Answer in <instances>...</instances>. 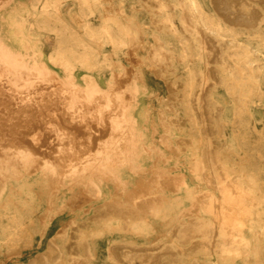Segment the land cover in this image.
<instances>
[{
  "label": "bare ground",
  "instance_id": "1",
  "mask_svg": "<svg viewBox=\"0 0 264 264\" xmlns=\"http://www.w3.org/2000/svg\"><path fill=\"white\" fill-rule=\"evenodd\" d=\"M63 1L0 0V206L20 219L45 202L49 221L78 208L45 252L12 264H92L104 236L108 264H264V189L243 147L254 142L225 135L214 92L224 87L247 129L264 94V0H137L149 31L123 0H76L74 27ZM85 10H99V28ZM36 30L55 34L51 53ZM98 41L141 48L166 99L153 106L140 62L112 60ZM32 221L13 226L29 236Z\"/></svg>",
  "mask_w": 264,
  "mask_h": 264
},
{
  "label": "rangeland",
  "instance_id": "2",
  "mask_svg": "<svg viewBox=\"0 0 264 264\" xmlns=\"http://www.w3.org/2000/svg\"><path fill=\"white\" fill-rule=\"evenodd\" d=\"M78 7L79 5L76 0H64L61 4V12L74 27H79L76 22L71 19L73 13L78 10ZM122 7L126 14L134 16V19L139 24H141L144 30L149 31L153 29V25L149 20L150 17L148 12L144 7L139 5L137 0H123ZM83 17H85L89 24L94 28H99L103 22L99 14V10H94L92 13L85 10ZM262 29L263 31L261 32H264V27H262ZM114 30L117 36L121 35L116 31V29ZM36 33H38L42 39L41 44L43 51L45 53H51L54 49L53 47L56 38L55 34L46 30H36ZM162 36L168 44L173 46L176 52L181 51L182 42L179 38L175 37L170 31L167 30L162 32ZM245 37V35H240L241 39H244ZM94 46L97 48V51L100 52V54L107 55L112 60L115 59L121 63L129 64L132 61L136 62V60H138V62H140L139 68L141 71H143L146 78V83L148 84L152 94L151 97L149 96V101L151 104L153 106H157L159 101L158 99H166V93L162 81L152 75L146 63L139 61V57L144 53L141 48H137L135 51H132L128 45H121L114 48L108 41H98V43H94ZM197 57L198 56L195 55L193 57V61L196 62L198 60ZM185 64L186 63L182 61L174 62V71L177 77L183 79L186 77ZM103 68L104 69L101 71V73L104 77H107L111 72V68L107 65H104ZM113 71H115V68ZM214 92L217 94V97L226 101L224 108L228 121L226 122V125L223 126L225 135L227 136L230 134L231 136H235L236 139L240 141L249 140L250 142H254L250 144H243V147H245V150L248 151L247 153L250 156L251 163L255 164L256 167L253 172L257 175L259 183L261 184L262 189H264V134L261 135V132L264 133V94L253 98L251 106H254L255 108V118L246 119V121L248 120L249 122L248 128L240 129L236 127L235 123L231 122L233 119L232 109L234 104L232 103V99L228 95V92L220 85H216ZM176 111L182 114V110L178 108V106ZM184 115L189 116V118L187 117V124L189 126L190 124L193 126V118H191V114L186 111ZM243 116L246 117V115ZM245 133L246 135H244ZM48 197L49 200L51 198L54 199L56 203L62 199L60 194H57L56 196L51 194ZM45 205L46 203L42 202L33 213H21V223L27 221L29 218L33 220L30 224L32 232L29 236H20V226H13V221L20 220L19 218H15V214L20 215L19 212L15 210H5L0 206V264H12L13 261L26 262L28 259L32 258V256H38L39 254L45 252L49 243V239L55 236V233L59 229L61 222L64 221V219H68L69 217H75L74 214L78 209L76 207H67L63 212L58 214L59 217L57 216V218L49 221L45 219V215L42 213ZM10 238H23L26 241L20 243L17 247L7 246L6 242ZM106 245L107 236L94 240L92 247L95 250L96 255L91 259L92 264H108L105 254ZM46 263L56 264L51 258L47 259Z\"/></svg>",
  "mask_w": 264,
  "mask_h": 264
}]
</instances>
